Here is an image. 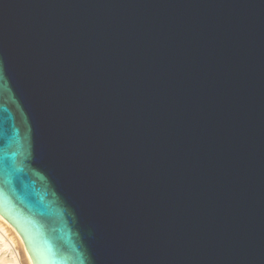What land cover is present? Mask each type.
<instances>
[{
	"label": "water",
	"instance_id": "95a60500",
	"mask_svg": "<svg viewBox=\"0 0 264 264\" xmlns=\"http://www.w3.org/2000/svg\"><path fill=\"white\" fill-rule=\"evenodd\" d=\"M0 214L33 264H264V0H0Z\"/></svg>",
	"mask_w": 264,
	"mask_h": 264
},
{
	"label": "bare ground",
	"instance_id": "6f19581e",
	"mask_svg": "<svg viewBox=\"0 0 264 264\" xmlns=\"http://www.w3.org/2000/svg\"><path fill=\"white\" fill-rule=\"evenodd\" d=\"M0 264H33L21 235L1 214Z\"/></svg>",
	"mask_w": 264,
	"mask_h": 264
}]
</instances>
